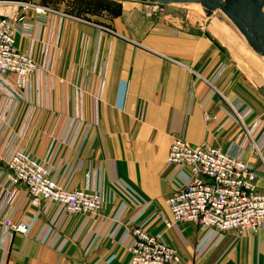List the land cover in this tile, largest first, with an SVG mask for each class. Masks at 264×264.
Segmentation results:
<instances>
[{
    "label": "crops",
    "instance_id": "obj_1",
    "mask_svg": "<svg viewBox=\"0 0 264 264\" xmlns=\"http://www.w3.org/2000/svg\"><path fill=\"white\" fill-rule=\"evenodd\" d=\"M97 1L69 3L87 4L88 18L69 14L60 2L40 19L24 13L33 33H18L17 46L41 70L16 105L13 126L19 131L31 118L27 146L44 160L54 144L50 135L60 140L68 121L82 120L74 144L54 151L53 178L68 190L88 185L102 193L101 218L90 233L82 216L69 217L56 232L60 207L32 208L23 190L11 218L30 232L7 238L0 229V264H129L136 227L178 250L181 264H264V228L250 237L225 233L200 258L196 248L206 230L193 224L166 230L162 221H173L167 200L190 177L188 168L167 164L174 139L229 149L243 134L232 109L251 110L245 123L261 121L264 139V58L230 22L213 18L206 30L192 31L178 18L148 17L150 7L137 0L121 1L117 18L108 20L113 0ZM245 160L262 173L264 189V169L251 152Z\"/></svg>",
    "mask_w": 264,
    "mask_h": 264
},
{
    "label": "built area",
    "instance_id": "obj_2",
    "mask_svg": "<svg viewBox=\"0 0 264 264\" xmlns=\"http://www.w3.org/2000/svg\"><path fill=\"white\" fill-rule=\"evenodd\" d=\"M14 10L19 13L15 14ZM30 10L38 19L54 13L51 8L33 3L0 1V179L4 178V183L0 182V229L7 238L15 234L29 235V224L11 218V211L25 190L32 208L60 207L61 217L52 226L56 232L61 231L69 217L82 216L86 220L84 230L90 233L101 218L104 195L88 185L68 190L53 178L54 151L59 145L74 144L82 120L68 121L60 140L50 135L54 144L44 160L34 157L27 146L31 118L19 131L13 126V111L41 70L33 56L21 51L16 42L18 33L27 38L32 36L34 23L24 16ZM246 110L232 109L234 118L242 125L243 134L229 149L206 144L194 146L183 138H176L168 153L167 164L188 168L190 177L187 185L167 200L173 221L164 216L162 221L166 230L175 224H193L206 230L196 248L200 258H204L225 233L236 232L240 237H250L264 228L262 173L245 160V155L251 152V157L264 169V139L261 140L259 133L261 121L252 125L245 123L251 113ZM209 120L206 117V121ZM128 253L129 264L182 263L178 250L140 227L131 230Z\"/></svg>",
    "mask_w": 264,
    "mask_h": 264
},
{
    "label": "water",
    "instance_id": "obj_3",
    "mask_svg": "<svg viewBox=\"0 0 264 264\" xmlns=\"http://www.w3.org/2000/svg\"><path fill=\"white\" fill-rule=\"evenodd\" d=\"M155 5H200L207 17L222 12L250 48L264 58V0H148Z\"/></svg>",
    "mask_w": 264,
    "mask_h": 264
},
{
    "label": "rangeland",
    "instance_id": "obj_4",
    "mask_svg": "<svg viewBox=\"0 0 264 264\" xmlns=\"http://www.w3.org/2000/svg\"><path fill=\"white\" fill-rule=\"evenodd\" d=\"M0 1H21V2H28L37 4L38 0H0ZM44 3H47V5L52 8L53 10H56L59 8V2L65 3L67 10L69 11V14H72L73 16H83V18H88L86 7L85 5H69V3L76 1V0H43ZM123 0H113L109 3L110 12L107 14L108 20H114L119 15L120 10V2ZM137 1H143L145 3L146 7H150V9H145V14L148 15V17L157 18V17H163V18H178L181 24L187 29L191 28L192 31L197 30L199 28L200 30H206V28L212 24L215 20L220 19L221 21L230 22L228 18L220 11L215 12L212 16L207 17L204 13L202 7L200 5H169V6H163V5H155L149 3L148 0H137ZM97 2H103V0H98ZM38 5V4H37ZM48 8V7H46ZM56 8V9H55ZM157 16V17H156ZM90 19V18H89ZM92 20V19H91ZM96 22H103L100 18H95ZM217 22V21H215ZM187 24V26H186ZM230 24H232L230 22ZM200 32V31H199ZM196 33V31H195ZM201 33V32H200ZM212 39V37H211ZM243 40L245 41L244 37ZM246 42V41H245ZM262 96L264 97V89L261 90ZM264 99V98H263Z\"/></svg>",
    "mask_w": 264,
    "mask_h": 264
}]
</instances>
